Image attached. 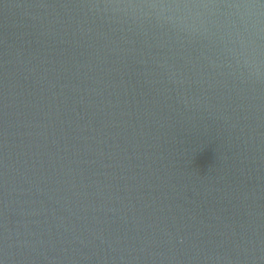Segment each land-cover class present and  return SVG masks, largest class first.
<instances>
[{"label":"water","instance_id":"95a60500","mask_svg":"<svg viewBox=\"0 0 264 264\" xmlns=\"http://www.w3.org/2000/svg\"><path fill=\"white\" fill-rule=\"evenodd\" d=\"M240 2L0 0V264H264Z\"/></svg>","mask_w":264,"mask_h":264},{"label":"clouds","instance_id":"9594fccd","mask_svg":"<svg viewBox=\"0 0 264 264\" xmlns=\"http://www.w3.org/2000/svg\"><path fill=\"white\" fill-rule=\"evenodd\" d=\"M152 7H156V5H152ZM230 7H233L237 10H243L239 13L240 15L239 22L230 21V27L236 30L235 35L237 39L239 40L241 45H244L246 43L244 32H247L249 37L256 34L253 32V29L257 28V25L260 23V21L253 18L254 16H256V13H254L252 10L257 9L260 6L252 2V0H242V2L230 5ZM176 23L182 25L187 23V21L180 19ZM196 23H197L196 21H193V25H192L193 28H195ZM241 28L244 29L243 32L240 30ZM244 62L248 63L247 59H245Z\"/></svg>","mask_w":264,"mask_h":264}]
</instances>
